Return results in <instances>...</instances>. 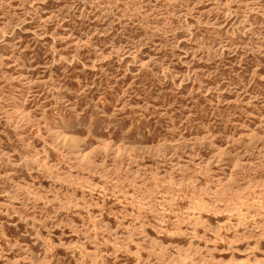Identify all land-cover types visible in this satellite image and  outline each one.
Instances as JSON below:
<instances>
[{
    "label": "rangeland",
    "instance_id": "obj_1",
    "mask_svg": "<svg viewBox=\"0 0 264 264\" xmlns=\"http://www.w3.org/2000/svg\"><path fill=\"white\" fill-rule=\"evenodd\" d=\"M0 264H264V0H0Z\"/></svg>",
    "mask_w": 264,
    "mask_h": 264
}]
</instances>
